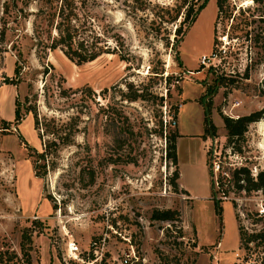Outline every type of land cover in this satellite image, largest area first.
Listing matches in <instances>:
<instances>
[{
    "label": "rangeland",
    "instance_id": "1",
    "mask_svg": "<svg viewBox=\"0 0 264 264\" xmlns=\"http://www.w3.org/2000/svg\"><path fill=\"white\" fill-rule=\"evenodd\" d=\"M224 1L215 20V0H84L97 46L116 54L75 66L47 49L43 0H0V251L25 264L20 237L29 232L28 264H62L67 237L82 252L104 239L107 260L129 239L136 264H264V192L229 189L219 217L210 201L206 160L226 184L235 167L264 171V115L234 142L238 153L222 125L264 107V0ZM189 3L196 18L174 39ZM248 15L263 16L249 23ZM205 104L212 138L203 136ZM32 113L73 123L68 143L45 156L53 169L43 178L28 154L51 136L38 140ZM171 133L176 166L164 159ZM174 172L190 198L177 180L173 192ZM166 209L178 211L179 224L150 220ZM254 234L263 241L245 246Z\"/></svg>",
    "mask_w": 264,
    "mask_h": 264
},
{
    "label": "trees",
    "instance_id": "2",
    "mask_svg": "<svg viewBox=\"0 0 264 264\" xmlns=\"http://www.w3.org/2000/svg\"><path fill=\"white\" fill-rule=\"evenodd\" d=\"M256 2L257 0H253ZM192 2V1H191ZM22 3V2H21ZM46 6L45 11L41 10V15L46 17V24L52 31V35L48 33L49 44L47 49L52 51L58 49L61 54L75 66H79L85 63L92 62L100 55H114L116 52L114 49L109 48V46H97L98 37L93 34V30L90 24V18L85 14L83 15V7H85L84 0H43ZM224 0H215L216 6V18L223 14ZM228 8V7H226ZM202 9V4L197 8L196 11ZM239 12H248V9L240 10ZM43 11V12H42ZM2 13L7 15L8 8L7 5L3 8ZM226 13V10H225ZM230 13V10H229ZM228 13V14H229ZM179 11L171 17L170 23L176 21ZM197 12H193L190 3L182 12V21L179 22L178 27L174 30V39H176L180 33V26L185 22L193 23L196 18ZM250 18L249 23L254 22V17L256 16L258 20H261L263 15H248ZM256 41L253 42V45ZM120 61H125L126 58L123 56H118ZM8 82V80H5ZM10 82V81H9ZM264 115V107L258 111L252 112L248 115L237 117L235 119L222 117V125L225 131L226 146L229 150L239 152L238 147H235L237 140L242 139L248 125L259 121ZM18 117L15 116L13 121L16 122ZM72 118H68L65 122H58L50 120L45 122L44 118L42 121L38 119L35 113H32V128L37 134V138L40 141L42 135H50L51 140L44 144V148L37 152L34 149H29L28 158L32 161L33 175L36 178H43L46 176L49 170H52V166H48L45 163V156L50 155L55 150L56 141L66 145L71 136H73V123ZM4 123V122H2ZM43 127V128H42ZM215 132L214 126L211 124L209 119V105L205 104L203 106V136L213 137ZM177 136L171 133L168 136H164V159L167 164L176 166V149H175V138ZM208 156V152L205 153V157ZM205 165L207 166V176L209 178V188H210V201L213 208L214 215L219 217L222 213L220 204L222 203V198L227 197L229 189H233L232 192L235 193H250V192H264V171L260 170L255 174H252L250 169L246 166H238L232 170L231 179L226 184V179L222 177H217L216 181L213 180V174L211 166L208 165L206 160ZM219 168V167H217ZM178 179V173L174 172L172 179L170 180V185L173 192H177V185L175 181ZM224 181V182H222ZM230 184V185H229ZM179 189V188H178ZM180 190V189H179ZM182 191L186 196L187 193ZM218 195V196H217ZM151 221L164 222L170 225L179 224L180 216L176 210H153L150 215ZM180 231V228H178ZM180 233V232H179ZM179 238L182 237L180 234ZM20 242V253L24 258L25 264H28V250L30 243L29 232H23L21 234ZM260 234L248 235L244 240V245L246 246L256 239L260 240ZM241 239V238H240ZM239 239V243L240 240ZM260 241H263L262 239ZM17 257L13 252L8 250L0 251V264H16ZM24 263V262H23Z\"/></svg>",
    "mask_w": 264,
    "mask_h": 264
},
{
    "label": "built area",
    "instance_id": "3",
    "mask_svg": "<svg viewBox=\"0 0 264 264\" xmlns=\"http://www.w3.org/2000/svg\"><path fill=\"white\" fill-rule=\"evenodd\" d=\"M207 61L208 58L202 56L199 63L204 66ZM61 240L63 241V238ZM121 240L123 247L119 255L107 260L104 256V239L98 240V242H90L82 252L79 246L67 237L62 244L61 262L62 264H136L138 258L134 247L129 239L121 237ZM251 263L254 264V262Z\"/></svg>",
    "mask_w": 264,
    "mask_h": 264
},
{
    "label": "crops",
    "instance_id": "4",
    "mask_svg": "<svg viewBox=\"0 0 264 264\" xmlns=\"http://www.w3.org/2000/svg\"><path fill=\"white\" fill-rule=\"evenodd\" d=\"M179 136H180V135H179ZM177 139H178V137H177ZM177 139H176V141H177ZM175 149H176V143H175ZM176 152H177V151H176ZM176 161H177V157H176ZM178 179H179V173H178ZM178 179H177V185H178L179 189H180V190H183L184 192H186V193L188 194V198H190V197H191V193H190V191H189L188 189L182 187V186L179 184ZM207 180H208V179H207ZM237 236H238V235H237ZM236 255H237V254H236ZM236 255H235V256L233 255V257H236Z\"/></svg>",
    "mask_w": 264,
    "mask_h": 264
}]
</instances>
